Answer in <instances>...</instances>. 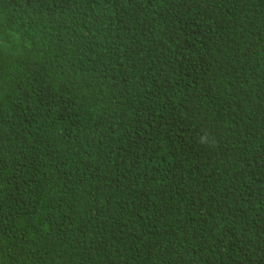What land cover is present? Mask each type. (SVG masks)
Masks as SVG:
<instances>
[{
  "label": "trees",
  "instance_id": "1",
  "mask_svg": "<svg viewBox=\"0 0 264 264\" xmlns=\"http://www.w3.org/2000/svg\"><path fill=\"white\" fill-rule=\"evenodd\" d=\"M0 264H264V0H0Z\"/></svg>",
  "mask_w": 264,
  "mask_h": 264
},
{
  "label": "clouds",
  "instance_id": "2",
  "mask_svg": "<svg viewBox=\"0 0 264 264\" xmlns=\"http://www.w3.org/2000/svg\"><path fill=\"white\" fill-rule=\"evenodd\" d=\"M206 142V137H201L200 143H205Z\"/></svg>",
  "mask_w": 264,
  "mask_h": 264
}]
</instances>
